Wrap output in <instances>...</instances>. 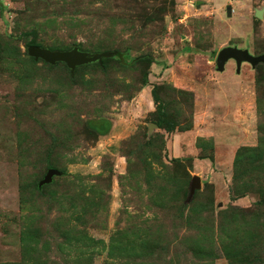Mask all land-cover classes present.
<instances>
[{
    "label": "rangeland",
    "instance_id": "1",
    "mask_svg": "<svg viewBox=\"0 0 264 264\" xmlns=\"http://www.w3.org/2000/svg\"><path fill=\"white\" fill-rule=\"evenodd\" d=\"M29 43L114 54L70 73ZM226 46L264 53V0H0V264H264V66L217 72Z\"/></svg>",
    "mask_w": 264,
    "mask_h": 264
},
{
    "label": "water",
    "instance_id": "2",
    "mask_svg": "<svg viewBox=\"0 0 264 264\" xmlns=\"http://www.w3.org/2000/svg\"><path fill=\"white\" fill-rule=\"evenodd\" d=\"M26 56L33 60H40L50 66L56 63H62L73 73L74 69L78 66L88 65L91 63H101V60L106 57H111L114 53H86L79 51L76 47L66 51L49 50L39 46H28L25 48ZM233 61L235 72L238 73L240 65L247 63L251 69L256 65L264 66V53L256 56L251 55L246 49H239L233 46H226L221 48L215 56L214 66L217 72H222L224 65L227 61ZM60 172L55 169H48L42 179L37 183V187L40 188L51 182L53 176H59ZM199 188L198 178H192L189 185V198L192 196L194 190Z\"/></svg>",
    "mask_w": 264,
    "mask_h": 264
},
{
    "label": "trees",
    "instance_id": "3",
    "mask_svg": "<svg viewBox=\"0 0 264 264\" xmlns=\"http://www.w3.org/2000/svg\"><path fill=\"white\" fill-rule=\"evenodd\" d=\"M28 46H38L35 43H29L28 45H26V47ZM32 59V58H30ZM110 59H102L101 63L104 65L105 61H108ZM40 61V60H39ZM42 62V61H41ZM135 63H139V64H143L146 66V69H148V67L150 66V64L152 63V59L150 56L144 55V56H140L138 57L135 61ZM43 63V62H42ZM56 64H61L64 65L62 63H56ZM92 64V63H91ZM88 65H82V66H78L74 69V71L78 70V69H83L85 67H87ZM144 74V73H143ZM146 82V77L143 76V79L141 81V85L143 86ZM156 89H158V86H153L152 89L150 90V96H151V100H152V104L155 105V119L153 121V123L155 124V126L157 127V129L163 131L164 133H172L175 130H178V132H184L190 129V124L185 126V127H180L176 122H174L173 120L167 119L165 117V115L158 109L159 106V102L157 101L156 97H155V91ZM155 140L158 141V146L160 147V151H162L163 146H164V142L162 139L161 135H155ZM134 140V137L129 138V141ZM152 142V141H151ZM146 145H150L151 143H145ZM259 148H245V147H239L235 154H234V159H233V176H232V181L233 182H237V181H241L242 177L245 176V171L240 170V167L245 168L246 163L251 162L253 156L257 155L259 152ZM158 156H156L155 158L157 159ZM159 159V157H158ZM55 169L54 166H51L50 163H48L46 165V169ZM56 170V169H55ZM244 184V182H243ZM30 189H32L33 191L36 192L34 185L32 184L31 187H29ZM242 189L239 190L240 192H243L245 187H241V185L237 186V189ZM180 190V189H179ZM184 191V194L181 196V193ZM185 186L182 187V191H179L180 198H177V208L181 209V207H183V200H185ZM181 192V193H180ZM236 192V190H235ZM194 194V192H193ZM192 194V196H193ZM191 196V197H192ZM28 230V229H27Z\"/></svg>",
    "mask_w": 264,
    "mask_h": 264
},
{
    "label": "crops",
    "instance_id": "4",
    "mask_svg": "<svg viewBox=\"0 0 264 264\" xmlns=\"http://www.w3.org/2000/svg\"><path fill=\"white\" fill-rule=\"evenodd\" d=\"M141 90H142V89H141ZM191 132H192V131H188V132H184V133H179V134H177V138H178V139L181 138V140H182V139L187 140V139L189 138V135H190Z\"/></svg>",
    "mask_w": 264,
    "mask_h": 264
}]
</instances>
